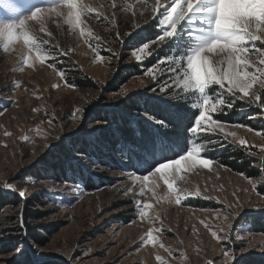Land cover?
<instances>
[{
    "label": "rangeland",
    "instance_id": "obj_1",
    "mask_svg": "<svg viewBox=\"0 0 264 264\" xmlns=\"http://www.w3.org/2000/svg\"><path fill=\"white\" fill-rule=\"evenodd\" d=\"M99 2L110 3L111 0ZM117 2L118 9H104L105 15L110 18L115 12L114 27L109 28L106 22L96 19H89L88 26L101 37L100 55L111 57L112 52L106 51L111 48L118 58L107 62L95 61V52L77 35L69 33L62 21L47 25L53 34L51 38L40 33L42 38L50 39V44L46 47H52L53 51L74 49L68 55L58 57L57 67L65 70L67 81L76 86L75 90L64 87V82L59 80L47 64L42 66L37 62L35 69L25 68L20 73L17 69L21 62L19 46L16 51L11 48L8 53L0 51V111L3 112L0 115V194L8 200L16 195L20 200L17 206L7 203L0 209V264H159L156 255H160L166 264H208L209 261L213 264H227V259L223 257L225 247L230 251L235 250L240 264H264V199H261L264 196V185L259 183L260 176L264 175L260 171L259 151L264 145V139L256 135L257 131L264 132V115H258L262 110L255 105L237 100L236 118L231 122L226 121L253 129L252 132L246 128L230 129L247 142L250 151L246 152L229 137L222 141L223 147L217 146L215 151L207 153L218 161L214 165V172L198 169L189 174L186 185H178L190 191L199 187L204 195L218 197L220 202L216 199L188 197L182 205L173 203L155 206V210H160L163 214L164 235L160 242L171 249L172 255L158 245L141 247L142 237L151 225L139 220L130 224V221L136 219L132 197L121 194L123 188L130 186L126 176L121 175L126 171H109L98 165L90 168L92 177L94 174H102L107 178L100 183L95 182L96 188L92 192L83 188L81 179H67L68 183L65 184L50 178L52 174L47 171V167H51L53 156H59L58 161L63 162L60 149H69L71 141L88 140L97 135L101 128L107 127V124L93 117L95 113L104 110L121 112L119 106L134 96L151 99L163 107L165 115L169 114L165 107L176 103L158 102L160 98L149 91L155 85L143 75L140 63L131 55L132 49L158 34V29L154 32V37L151 33L152 27L157 25L150 11L154 0H149V10L143 16L139 14V7L134 9L135 16L131 11H120V0ZM129 2L135 3V0ZM133 24L140 26L120 34L123 42H117L116 33H120L123 26ZM126 32H131V35H124ZM141 34L145 37L139 39ZM163 54L165 48L159 49L156 55L148 57L142 63L151 60L150 67L153 60ZM17 83L20 85L18 88L15 87ZM57 83L61 85L60 88H53ZM122 90H126L127 95L121 96L119 93ZM167 100L165 97V101ZM76 107L83 109L79 120L71 119ZM33 108H41V111L34 113ZM45 112L50 116L54 114V122L52 126L45 123L42 130L51 137L59 136V139L45 141L30 131L40 120L46 119ZM139 119L144 121L142 116ZM5 131L13 133V136L6 137ZM22 135H28L35 142L21 141L19 137ZM45 144L48 147H44ZM225 148L244 152L250 166L259 172V176L250 177L245 173L242 176L241 171L224 165L219 159V153ZM74 157L86 167L90 166L84 155ZM217 172L220 179L216 178ZM245 176L257 181L256 191H253ZM8 182L14 183L18 190L25 191L26 196L21 198L18 193L3 190V184ZM73 182L81 186L82 195L78 202L74 199L78 193L70 190ZM206 186L208 191L204 192ZM242 189L247 191H241ZM165 190L161 188L159 191L162 194ZM147 195L150 197L151 193ZM237 197L244 207L238 210L237 219L229 217L235 229L230 231L232 239L217 244L200 220L211 223L212 227L219 221L213 218L211 211L201 209H220L226 214V206L234 204ZM21 211L23 229L19 222ZM31 214L33 218L29 217ZM194 225L196 233L192 231ZM169 228L172 230L168 231ZM242 228L250 230L242 233ZM180 241L183 243H179ZM248 241H251V246ZM34 244L39 245V251Z\"/></svg>",
    "mask_w": 264,
    "mask_h": 264
},
{
    "label": "snow or ice",
    "instance_id": "obj_2",
    "mask_svg": "<svg viewBox=\"0 0 264 264\" xmlns=\"http://www.w3.org/2000/svg\"><path fill=\"white\" fill-rule=\"evenodd\" d=\"M148 5L149 0H135V3L120 0L119 10L124 13L131 11L135 16L134 9L139 7V14L143 16L145 11L149 10ZM105 7L118 9V2L0 0V51L8 53L10 48L16 51L19 46L21 62L17 69L20 73H23L25 68L35 69L37 62L42 66L47 64L59 80L64 82V87L75 90L76 86L67 81L65 70L57 67L58 57L66 56L74 49L53 51L52 47H46L50 44V39L42 38L40 33L51 38L53 34L47 25L50 22L62 21L69 33L77 35L95 52V61L107 62L112 58H118L111 48L106 49L112 52L111 57L100 55L101 37L88 26L89 19L106 22L109 28L115 26V12L110 18L105 15ZM150 11L152 18L157 21L158 34L132 49L131 55L140 63L143 75L155 85L149 91L160 98L158 102L176 101L175 106L178 109L190 113V121L185 129L182 144H172L166 140L167 130L172 127L170 121L147 111L141 114L157 135L150 145L140 150V155L136 154L135 145L122 149L129 153V161L135 160V163L131 164L130 171L121 173L130 181V186L123 188L121 194L132 197L136 219L130 221V224H135L139 220L151 225L142 237L141 247L158 245L172 255L171 249L160 242L164 235L163 214L162 211L155 210V206L173 203L182 205L188 197L216 199L219 203L218 197L204 195L199 187L190 191L178 185H186L189 182V174L198 169L214 172V165H217L218 161L207 153L215 151L217 146L223 147L222 141L228 140L229 137L246 152L250 151L247 142L238 137L236 131L230 129L246 128L249 132L253 129L239 123L229 124L217 119V115H227L236 106L237 100L255 105L262 110L258 115H264V0H154ZM139 26L133 24L132 27ZM124 35H131V32ZM115 40L123 42L120 33H116ZM161 48H165V54L157 56L150 67H143L142 62L156 55ZM19 86L18 83L15 85L16 88ZM60 86L57 83L53 88L59 89ZM119 94L125 96L127 91L122 90ZM165 97L168 98L167 101ZM32 111L39 113L41 108H33ZM82 111L81 107H76L71 119H81ZM2 114L0 111V115ZM44 116L46 119L40 120L30 131L45 141L59 139V136L51 137L42 130L45 123L53 125L54 114L50 116L45 112ZM4 135L11 137L13 133L5 131ZM256 135L264 139V132L257 131ZM19 139L27 143L35 142L28 135H22ZM44 147L48 145L45 144ZM259 151L260 171L264 173V145ZM215 174L216 178L220 179L219 173ZM240 175L244 176L243 173ZM245 178L252 185L253 191H256L257 181L246 176ZM62 183L67 184L68 181ZM259 183L264 185V175L260 176ZM161 188L166 189L162 194L159 191ZM3 190L18 193L21 198L26 196L25 191L18 190L14 183H4ZM70 190L78 193L74 197L78 202L82 195L81 186L73 182ZM207 191L206 186L204 192ZM241 191L246 192L247 189ZM148 193H151L150 197ZM233 195L235 196V192ZM257 195L260 193L257 192ZM261 199H264V196ZM243 207V203L237 197L234 204L226 206V214L220 209H201L211 211L213 218L219 223L215 227L203 219L200 223L210 231L212 239L217 244L230 241L232 239L230 231L235 229L229 217L237 219L238 210H242ZM19 222L23 229V211L19 215ZM249 230L242 228V233ZM192 231L197 232L195 225ZM248 244L251 246V241H248ZM33 246L37 251L40 250L39 245ZM181 256L183 257V254ZM223 257L227 259V264L233 262L240 264L235 256V250L230 251L225 247ZM156 260L159 264H166L160 255H156ZM208 264L213 262L209 261Z\"/></svg>",
    "mask_w": 264,
    "mask_h": 264
},
{
    "label": "trees",
    "instance_id": "obj_3",
    "mask_svg": "<svg viewBox=\"0 0 264 264\" xmlns=\"http://www.w3.org/2000/svg\"><path fill=\"white\" fill-rule=\"evenodd\" d=\"M126 24L130 25V23ZM131 28L132 26H123V29L119 32L122 35L123 32ZM151 30L154 37V32H157L156 26H153ZM144 34L139 35V39L144 38ZM131 41L132 40H130V43ZM154 62L155 60H153V63ZM150 63L151 60H147L143 66L148 67ZM79 82L78 80L77 83L79 84ZM175 104L176 103H170L169 107H165V110L169 111V114L165 115L163 113V107L154 103L151 99L143 96H134L131 100L123 102L121 106H119V108L122 109L121 112L104 110L95 113L93 117L107 124L108 128H101L102 130L99 131L97 135L88 140L75 139L71 141L69 149L67 147H65L66 149H64V147L60 149L63 162L60 163L58 161L60 158L59 156H53L52 163H50L51 167H47V171L52 174L50 178L55 181L58 180V182H62V180L67 181V179H71L72 181L81 179L83 188L87 192H92L96 188L94 185L95 182L100 183L102 180H105L106 177L102 174H94V177H92L90 168H95L96 165H98L109 171H130L131 164L135 163V160L130 162L128 159L129 153L122 151V149L125 146L131 148L135 145L137 146L135 149L136 154L140 155V150L150 145L152 139L157 135L153 127H150L146 122L139 119V116H142L141 114L145 111L170 121L172 127L167 130L166 140L172 144H182L186 134L185 129L190 121V113L183 109H178ZM233 109L235 110H232L229 114L223 115L222 117H218L217 115L216 118L231 122V120L237 116L236 107ZM106 112H110V114H105ZM81 153L87 157V161L90 163L89 167H86V165L80 163L78 159H75L74 156H80L79 154ZM219 155L221 162L231 169L241 171L250 177L259 176V172L254 167L250 166V162L247 160L248 157L244 152L233 148H225ZM56 161H58V163ZM7 203L17 206L20 200L16 195L8 200L0 194V209ZM29 217L33 218V215L31 214ZM255 224L256 222L253 223V225ZM19 233L22 234L21 232ZM28 264L32 263L30 262Z\"/></svg>",
    "mask_w": 264,
    "mask_h": 264
}]
</instances>
